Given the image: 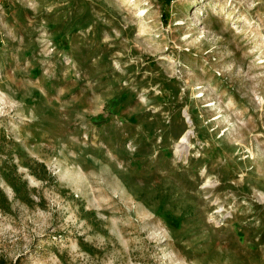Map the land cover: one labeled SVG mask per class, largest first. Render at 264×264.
Segmentation results:
<instances>
[{
    "label": "rangeland",
    "instance_id": "374dc122",
    "mask_svg": "<svg viewBox=\"0 0 264 264\" xmlns=\"http://www.w3.org/2000/svg\"><path fill=\"white\" fill-rule=\"evenodd\" d=\"M224 3L0 0V176L30 264H264V4ZM206 14L227 40L184 46Z\"/></svg>",
    "mask_w": 264,
    "mask_h": 264
},
{
    "label": "clouds",
    "instance_id": "9594fccd",
    "mask_svg": "<svg viewBox=\"0 0 264 264\" xmlns=\"http://www.w3.org/2000/svg\"><path fill=\"white\" fill-rule=\"evenodd\" d=\"M154 0H124V3L131 4L133 9H144L146 16L142 18L151 17L155 13V9L153 8ZM256 4H264V0H236L233 3V0H225L224 7L228 5H232V9L236 12H239L240 9H243L244 16H247L248 19H251V9L255 8ZM51 11V9H49ZM216 6H212V12H216ZM258 19H264L261 17H257ZM207 21L205 26L199 30L197 35H193L192 32H188L187 35L180 37L181 40L186 41L184 46L187 44L194 43L197 40H200L201 37H205L207 40H227V37L223 35L221 32L220 35H216V33H212L211 36L208 35L209 32L212 31L211 25L212 20L210 19V14H206L203 17ZM199 22V21H198ZM177 23L182 24L183 21H177ZM255 23V21H253ZM156 24L159 26L161 34L167 32V29L163 28V25L160 24L158 17L156 18ZM189 37H192L189 39ZM215 40H213L212 48L216 47ZM212 48H209L208 51L211 52ZM231 55V53H228ZM213 60H216V57H213ZM218 65H209V71L212 75L209 76V79H214L216 87L213 89L214 92L218 91L219 97L221 101L223 99H227L230 96L231 85L228 82L226 76L223 75L228 69L231 68V64L227 65V68L219 66V71L217 70ZM264 68V65L261 66ZM262 94H264V87L261 88ZM214 105L219 110V106L217 102L213 101ZM80 163H84V160L81 159ZM29 167H32L31 162H29ZM37 174H40L38 170H35ZM9 185L7 191V202L0 203V215H3V221H0V256L7 257V264H16V258L21 257L22 264H30L29 257H26L24 254L28 252V244L30 240L33 238V233L37 232L36 228H32L29 225L24 224L23 220L19 219L15 215L14 204L11 205L12 209L9 211L10 202L14 201L15 193L11 189L12 181L8 178L0 176V186ZM24 219H28L25 217ZM61 264H65L64 260H61ZM67 264H71V262H67ZM127 264V262H125ZM144 264H150L149 261H145Z\"/></svg>",
    "mask_w": 264,
    "mask_h": 264
},
{
    "label": "bare ground",
    "instance_id": "6f19581e",
    "mask_svg": "<svg viewBox=\"0 0 264 264\" xmlns=\"http://www.w3.org/2000/svg\"><path fill=\"white\" fill-rule=\"evenodd\" d=\"M188 137H189V132H186L185 134H183L182 135V137H181V142H183V141H185V140H187L188 139ZM229 147V146H228Z\"/></svg>",
    "mask_w": 264,
    "mask_h": 264
},
{
    "label": "trees",
    "instance_id": "16d2710c",
    "mask_svg": "<svg viewBox=\"0 0 264 264\" xmlns=\"http://www.w3.org/2000/svg\"><path fill=\"white\" fill-rule=\"evenodd\" d=\"M171 0H166V2H170Z\"/></svg>",
    "mask_w": 264,
    "mask_h": 264
}]
</instances>
